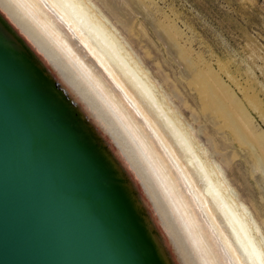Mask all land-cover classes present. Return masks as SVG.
<instances>
[{
	"label": "bare ground",
	"instance_id": "6f19581e",
	"mask_svg": "<svg viewBox=\"0 0 264 264\" xmlns=\"http://www.w3.org/2000/svg\"><path fill=\"white\" fill-rule=\"evenodd\" d=\"M0 46L112 193L144 264H264L251 215L88 1L0 0Z\"/></svg>",
	"mask_w": 264,
	"mask_h": 264
},
{
	"label": "rangeland",
	"instance_id": "374dc122",
	"mask_svg": "<svg viewBox=\"0 0 264 264\" xmlns=\"http://www.w3.org/2000/svg\"><path fill=\"white\" fill-rule=\"evenodd\" d=\"M86 1L191 129L264 239V0Z\"/></svg>",
	"mask_w": 264,
	"mask_h": 264
},
{
	"label": "water",
	"instance_id": "95a60500",
	"mask_svg": "<svg viewBox=\"0 0 264 264\" xmlns=\"http://www.w3.org/2000/svg\"><path fill=\"white\" fill-rule=\"evenodd\" d=\"M0 264H144L112 193L1 46Z\"/></svg>",
	"mask_w": 264,
	"mask_h": 264
}]
</instances>
